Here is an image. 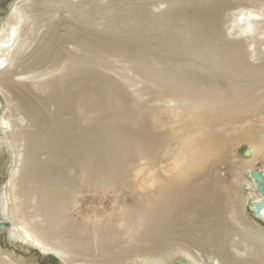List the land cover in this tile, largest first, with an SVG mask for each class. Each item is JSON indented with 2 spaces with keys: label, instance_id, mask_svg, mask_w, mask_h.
<instances>
[{
  "label": "bare ground",
  "instance_id": "1",
  "mask_svg": "<svg viewBox=\"0 0 264 264\" xmlns=\"http://www.w3.org/2000/svg\"><path fill=\"white\" fill-rule=\"evenodd\" d=\"M12 10L0 24V92L8 108L0 118V152L6 149L10 171L0 187V229L9 242L64 264H166L178 253L181 260L172 264H264V210L259 216L253 209L264 198L251 176L264 175L253 166L258 159L264 164V137L236 129L247 135L228 140L226 123L216 120L248 95L264 70V0H24ZM100 54L108 55L107 63ZM117 63L133 79L117 73ZM189 68L228 81L196 79ZM118 76L145 83L150 95L182 111L190 132L168 157L169 168L150 177L144 205L126 207L132 247L110 253L109 230L93 227L89 239L70 237L55 161L97 166L102 146L122 152L133 146L149 169L157 168L154 159L165 144L155 128L159 119H148L142 132L120 130L101 140L103 129L113 130L102 116L118 98ZM76 113L81 122L71 119ZM236 141L251 148L234 164L229 157L237 159ZM229 161L231 182L219 169ZM246 192L251 199L258 195L250 204L256 224L244 212ZM22 263L0 250V264Z\"/></svg>",
  "mask_w": 264,
  "mask_h": 264
},
{
  "label": "rangeland",
  "instance_id": "2",
  "mask_svg": "<svg viewBox=\"0 0 264 264\" xmlns=\"http://www.w3.org/2000/svg\"><path fill=\"white\" fill-rule=\"evenodd\" d=\"M23 1L0 0V24L3 20L6 21L10 18L14 10H12L13 5ZM256 39L261 40L263 38L259 36ZM99 58L107 63L108 55L100 54ZM188 70V74L196 79H206L222 86H225V82L228 81L223 75L216 78V76L209 73L208 69L189 68ZM116 72L122 76L128 75L132 79L134 77L132 73L128 72L127 66L122 63H117ZM130 82V80L123 81L119 76L115 78L113 85L115 95L113 96L118 98L110 100L108 117L106 114L102 116L105 120L103 123L111 122L113 130L103 129L101 140L107 139L106 136L112 140L114 137L112 133L120 130L142 132L148 119L151 117L157 118L159 123L156 122V131L163 133L165 137V144L154 159L157 168L154 171L149 169L146 155L133 146L125 147L128 150L127 152H122L117 148L106 149L102 146L100 164L97 166H91L90 164L83 166L86 170H92L91 174L83 172L84 169L81 164H75L74 161L69 164L62 160L59 163L57 160L55 161L56 169L61 170L58 195L60 197L62 219L63 222L71 223L74 231L70 237L73 238L77 233L79 236L89 239L93 227L100 230H109L114 237L106 248L110 253H120L132 247L134 227L130 215L127 214L129 210L126 211V207L144 205L149 190L150 177L153 176L158 179L155 171L162 167L169 168L172 161H168V157L178 153L190 132L189 125L182 117V111L174 107H168L165 99L162 101L159 97L155 98L150 95V88L145 83L135 82L132 84ZM201 88L205 89L206 86H201ZM155 92L156 90L152 94ZM4 103L5 96L0 92V104H2L0 106V118L8 112L7 104ZM79 116L76 113L71 116V119H74L76 123L81 122ZM216 120L219 121V124L226 123V126L222 128L226 129L223 136L228 140H236L247 135V133L237 134L236 129L238 131L249 130L256 139L264 137V70L260 78L253 84V88L248 95L235 99L231 106V112L226 113L223 117H217ZM248 144L243 141H236L234 143V154L237 159L234 160L233 154H231L229 160L234 164L237 161L244 160L247 151H250L251 148ZM6 152V149L0 152V187L2 183L8 182L10 175V171L6 168L8 163ZM46 156V154H42L40 158L45 159ZM230 161L219 166L223 175L228 173L226 175L228 182H231L235 174L234 170L230 169L228 165ZM253 166L258 170L264 168V164L260 159ZM110 167L118 168V172L111 175V172H107V168ZM94 175H96V179H94ZM246 177V172L242 170L241 178ZM248 195L249 193L246 192L247 201L244 205V212L247 213L252 223L256 224L259 221L254 217L250 204L258 195L256 194L254 199H251ZM262 233H264L263 230ZM7 237L8 234L0 229V250L5 251L15 260L23 262L22 264H28L27 259L31 257H34L36 261L29 264H64L53 256H44L33 252L34 249L23 247L21 243L19 245L18 243L11 244ZM128 256L130 259L132 254ZM124 257H127V255ZM181 258L182 255L180 256L179 253L177 255L173 254L166 261V264L175 263L176 260L179 261ZM84 259H89V256H85ZM125 264H149V262L143 259H131Z\"/></svg>",
  "mask_w": 264,
  "mask_h": 264
},
{
  "label": "water",
  "instance_id": "3",
  "mask_svg": "<svg viewBox=\"0 0 264 264\" xmlns=\"http://www.w3.org/2000/svg\"><path fill=\"white\" fill-rule=\"evenodd\" d=\"M252 178L258 183L257 190L264 198V175L261 172H254L251 174ZM253 209L257 215H262V211L264 210V202H260L254 204ZM8 222H1L2 226L7 225Z\"/></svg>",
  "mask_w": 264,
  "mask_h": 264
}]
</instances>
